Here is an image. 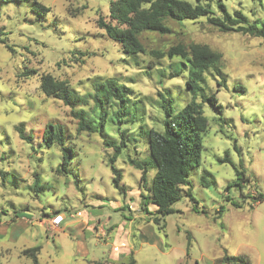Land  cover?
I'll use <instances>...</instances> for the list:
<instances>
[{"label": "rangeland", "instance_id": "rangeland-1", "mask_svg": "<svg viewBox=\"0 0 264 264\" xmlns=\"http://www.w3.org/2000/svg\"><path fill=\"white\" fill-rule=\"evenodd\" d=\"M37 1L50 9L45 18L32 13L25 2L0 1V264H32L23 251L36 246L38 264H126L130 252L135 264H223L225 255L264 264V40L220 33L205 18L166 19L170 33L141 32L139 40L147 53L126 56L96 24L107 16L111 0ZM218 2L229 13L240 10L250 24L259 27L264 22V0L200 3L209 4L220 16ZM177 44L206 45L220 53L225 87L218 85L220 78L213 72H205V83L193 94L186 85L185 62L150 54ZM28 70L37 75L20 76ZM175 72L179 74L170 77ZM41 74L65 81L85 96L87 104L81 108L88 115H94L89 94L95 82L113 78L132 91L133 104L125 108L127 121L120 126L116 121L104 124V133L117 142L121 139L117 129L126 133V147L115 162L125 191L112 184L107 163L112 149L103 146L98 132H77L71 109L41 92ZM211 93L221 104V113L203 104L209 129L203 135L199 164L190 171V185L183 188L190 189L196 211L183 197L159 225L147 223L149 215L140 211L138 197L141 190L147 191L140 189L141 172L129 160L146 164L143 131L162 130L158 94H166L176 112ZM19 124L25 134L33 135L30 143L19 139L15 130ZM48 124L62 126L67 143L74 147L67 175L59 168L58 147L42 142ZM205 172L214 184L201 182ZM11 174L16 185L9 182ZM35 175L49 187L34 192ZM152 176L153 171L148 172L146 188ZM259 194L263 201L253 203ZM148 208L154 211L153 206ZM56 211L65 220L53 230L49 218ZM88 220L91 229L84 231L81 225ZM98 223L104 236L92 228Z\"/></svg>", "mask_w": 264, "mask_h": 264}, {"label": "trees", "instance_id": "trees-1", "mask_svg": "<svg viewBox=\"0 0 264 264\" xmlns=\"http://www.w3.org/2000/svg\"><path fill=\"white\" fill-rule=\"evenodd\" d=\"M0 1L5 4L25 2L30 11L40 18H45L50 12L48 7L37 0ZM201 1L196 0V4L192 5L182 0H111L107 16L104 18L99 17L96 24L99 29L103 30L108 39L120 47V50L126 56L147 53L144 45L139 40L141 32H153L161 35L170 33L169 28L165 25L166 19L196 21L205 18L206 22L220 33H238L264 40V22L259 27L255 22L250 24L247 17L240 10L229 13L222 2H218L216 5L220 13V16H217L213 14L209 4L202 5ZM0 43H2V40H0ZM6 48L13 52L12 47L6 45ZM150 54L159 59L167 58L171 61L179 58L185 62L187 65L184 64L183 66H188L186 85L193 94L200 89L201 84L205 83V72H213L215 77L220 78L221 82L218 85L225 87V79L221 71L222 56L206 45L191 44L186 47L183 44H177L170 47L166 52L150 51ZM178 74L179 72H175L170 77ZM30 75H37V71H23L20 76ZM39 77V88L44 96L60 101L64 106L71 109V114L77 120L76 130L78 133L84 132L90 135L98 132L102 136L103 146L112 149V155L107 160L112 175V184L120 191H125L126 189L120 185L122 174L115 167V162L122 153L123 148L126 147V133L125 130L117 129L121 138L120 142H117V140L104 133V124L106 121L111 124L116 121L120 126L127 121L125 108L133 104L129 97V95H132V91L113 78L95 82L93 93L89 94V98L93 103L92 112L94 115H88L81 108L87 104L85 96L71 89L65 81L56 80L49 74H41ZM158 95L157 104L164 114L162 130L143 131L142 135L146 138L149 153L146 164L129 160V165L141 172L140 189L147 191V193H144L141 190L138 194L140 211L149 215L148 219L145 220L147 223L152 222L155 225H159V222L165 216L173 214L175 211L172 205L183 197H187L192 202V209L196 211L197 202L191 195L190 189L184 191L183 188L190 185V171L199 164L203 151V135L209 129V121L203 115L202 106L206 103L218 113H221L222 108L215 94L211 93L203 95L200 102L192 100L174 112L171 100L164 97L166 94ZM76 107H79V109L75 111ZM15 130L21 141L26 143L32 141L33 135L30 132L25 134L23 124L16 126ZM41 138L46 147L50 148L53 145L58 147L61 155L59 168L64 175H67L70 158L74 156V147L69 142L67 143L68 136L65 130L58 124H48ZM226 161L227 159L221 160V162ZM150 171H153V176L150 187L146 188L147 176ZM235 173L237 177L241 175L236 169ZM1 175L5 180L7 176L5 174ZM207 176L209 174L206 172L202 174L200 177L201 182L214 184V180H209ZM8 179L12 185H16L17 178L14 174L9 175ZM40 183L39 176L35 175L32 183L34 192H37L40 188L49 187ZM261 201H263V195L259 194L253 197V203ZM150 205L154 207L152 212L148 208ZM235 207H238V205H235ZM218 213V217H221L222 211ZM56 214H60V211L54 212L53 215ZM160 227H164V224ZM39 251L40 247L36 246L25 249L23 255L28 256L32 264H38ZM128 257L129 260L126 264H135L133 253L130 252ZM222 262L223 264H250L245 256L225 255Z\"/></svg>", "mask_w": 264, "mask_h": 264}, {"label": "built area", "instance_id": "built-area-1", "mask_svg": "<svg viewBox=\"0 0 264 264\" xmlns=\"http://www.w3.org/2000/svg\"><path fill=\"white\" fill-rule=\"evenodd\" d=\"M64 222V217L61 214L52 215L49 218V227L53 230H57ZM117 251L118 248H114Z\"/></svg>", "mask_w": 264, "mask_h": 264}, {"label": "crops", "instance_id": "crops-1", "mask_svg": "<svg viewBox=\"0 0 264 264\" xmlns=\"http://www.w3.org/2000/svg\"><path fill=\"white\" fill-rule=\"evenodd\" d=\"M69 217H70V218H73L72 215H69ZM64 220H65V218H64ZM90 223H91V221H89V220L86 221V222H85V225H81V226H83V228H81V229L84 230V231L88 230V228L91 229V228H90V227H91V226H90ZM62 224H63V223H62ZM92 228H93V230H94L96 233L100 232L101 235L104 236V229H102V227H101V225H99V223H98L97 226L94 225ZM106 230H107V229H106Z\"/></svg>", "mask_w": 264, "mask_h": 264}]
</instances>
